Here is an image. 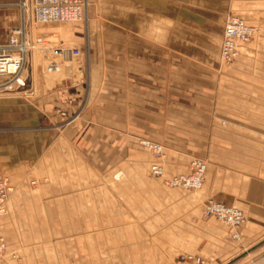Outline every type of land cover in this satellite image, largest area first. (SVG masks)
I'll use <instances>...</instances> for the list:
<instances>
[{"label":"crops","instance_id":"1","mask_svg":"<svg viewBox=\"0 0 264 264\" xmlns=\"http://www.w3.org/2000/svg\"><path fill=\"white\" fill-rule=\"evenodd\" d=\"M104 1L88 3V22L114 17L88 29L79 81L33 71L28 56L25 86L0 95V172L15 187L0 216L6 252L27 264H264V0ZM227 14L257 29L228 64ZM19 17L1 6L0 30ZM140 138L163 145L164 177L204 159L199 190L149 177L156 159ZM209 197L245 222L205 217ZM125 224L137 231L121 235Z\"/></svg>","mask_w":264,"mask_h":264},{"label":"built area","instance_id":"2","mask_svg":"<svg viewBox=\"0 0 264 264\" xmlns=\"http://www.w3.org/2000/svg\"><path fill=\"white\" fill-rule=\"evenodd\" d=\"M6 7H16L20 15V26H13L6 30L3 43L0 44V95L25 86L21 72L28 55L33 50H39L51 57V53L60 56L65 62L63 75L66 80H76L77 71L82 73L79 66L73 70L72 63H80L83 51L75 46L52 47L45 43L44 37L34 33L32 25L56 22H75L85 18L88 0H17L16 2L0 4ZM256 27L247 24L243 19L234 14H227L223 26V33L219 45V56L228 64L239 54L238 45L247 41L256 33ZM46 70L57 72L60 66L56 62L48 63ZM65 115L64 112H60ZM138 143L147 149L156 161L149 166L152 177L164 176V160L166 152L161 143L140 138ZM206 161L202 158L190 159L187 171L164 178V183L169 187L186 190L199 189L204 181ZM14 187L10 184L7 174L0 172V216L7 213V201ZM202 214L205 217H214L231 228L241 226L245 220V213L234 206H227L213 198H208L203 203ZM233 238L237 233L232 234ZM6 241L0 235V256L6 251ZM195 264H207L200 256L187 255Z\"/></svg>","mask_w":264,"mask_h":264},{"label":"rangeland","instance_id":"3","mask_svg":"<svg viewBox=\"0 0 264 264\" xmlns=\"http://www.w3.org/2000/svg\"><path fill=\"white\" fill-rule=\"evenodd\" d=\"M4 1H11V0H0V2H4ZM16 1L17 0H15L14 2H16ZM89 2H90V0H88V3ZM106 4H107L108 8L111 7V8H113V10L116 9L115 1L114 0H112L109 3L106 2V1L102 2V5L103 6L106 5ZM94 5L95 4H93L92 6H94ZM88 7H90V4L88 5ZM14 12L15 11H13V13ZM12 16H13V14L11 13V17ZM111 17H114V15L111 16ZM111 17L105 16L103 18H97V20H95V21L88 22V16H87V13H86L85 18L82 19V20H80V21H75V22H56V23H49V24H46L45 23V24L40 25L39 27L40 28H44V29L46 28L43 32H48V31L51 32V33L52 32L53 33L59 32L60 35H61V41H58V40H56V41L55 40H49V39L44 38L45 43H47V45H50L52 47H62V46L72 47V46H75V47L80 48L83 51V55H84L86 41L89 39V35H90V32H89L88 29L91 28V30H95V27H99V24L100 23L101 24L106 23V22L108 23L109 22L108 19H110ZM12 22L14 23V21H10L9 22L10 26H11ZM0 33L2 34L1 39H4V34L6 33V30L1 29L0 30ZM34 33H35V31H34ZM73 39H76L80 43H77L76 44L74 42H71ZM28 56H29L28 57V60H30L29 63L32 64V70L33 71L41 70L47 76L64 79L65 81H70V80H66L64 78L63 70H64L65 62L63 61V59L60 56L51 53V57H47L46 53L41 52L39 50H33ZM32 56H33V59L31 58ZM82 60H83V57L80 58V61H82ZM51 61L56 62V64L60 66V70L59 71H57L55 73H52V72L50 73V72H48L46 70V67H47L48 63H50ZM72 66H73V70H77L78 69L77 67H79V66L81 68L83 67V65H82L81 62L80 63H78V62L76 63L75 60L73 61ZM77 73H78V75H77L76 80H74L75 82L76 81H79V79L81 78V72H78L77 71ZM198 158H200V157H198ZM146 173H147V175L149 177L152 178V176L149 174V172L147 170H146ZM164 178H166V177H164ZM35 182L36 181H31L30 184L32 186H35L36 185ZM198 190L199 189H197V190H189V191H191L193 193H196ZM13 191H14V189H13ZM204 201H203V203H204ZM107 226H108V228H110L109 234L112 231H114V229L112 228L113 225H107ZM138 226L140 227V232L142 231L143 234H147V231H146L147 230V225H145V224H138ZM100 228H101V225L99 223L95 222V223H92L90 230L92 231V234L94 236L95 235L98 236V234L100 235V233H97V231ZM127 228L128 227H126V224H125L124 225V232L121 235H129V234L134 233L135 231H137L135 229V227H133L131 229H127ZM142 232H141V234H142ZM123 243L125 244L124 241L121 242L122 245H123ZM98 245H99V241H98ZM192 256H195V255H192ZM5 258L12 259L13 260L12 261L13 264H27V259L23 255L21 256V255L15 254V253H10V252L8 253V252L5 251V253L2 256H0V260H4ZM180 260H189V261H192L191 259L187 258V255L180 256ZM125 264H129V263L125 262Z\"/></svg>","mask_w":264,"mask_h":264},{"label":"bare ground","instance_id":"4","mask_svg":"<svg viewBox=\"0 0 264 264\" xmlns=\"http://www.w3.org/2000/svg\"><path fill=\"white\" fill-rule=\"evenodd\" d=\"M238 50H239V48H238Z\"/></svg>","mask_w":264,"mask_h":264}]
</instances>
